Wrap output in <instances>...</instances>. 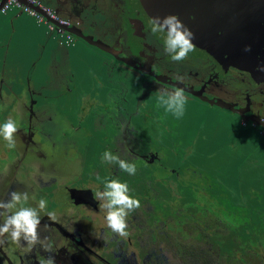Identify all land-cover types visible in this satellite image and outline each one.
Listing matches in <instances>:
<instances>
[{
    "label": "flooded vegetation",
    "instance_id": "1",
    "mask_svg": "<svg viewBox=\"0 0 264 264\" xmlns=\"http://www.w3.org/2000/svg\"><path fill=\"white\" fill-rule=\"evenodd\" d=\"M34 1L44 13L49 9L63 20L78 46L93 54L59 58L49 52L45 75L49 71L50 77L48 74L45 83L22 90L10 87L3 78L10 76L5 72L12 73L6 59L0 70V125L11 118L18 128L14 148L0 136V199H9L12 191H27L26 206L36 207L41 199L46 200L38 231L53 244L52 253L39 245L29 250L25 242L18 244L5 236L0 243V264H40L49 255L56 264H219L217 256L223 254L213 248L215 222L212 225L199 215L196 206L200 202L190 196L196 189L191 184L200 180L201 142L193 138L195 134L186 139L189 132L172 140L169 122L174 118L160 120L149 114L154 109L166 110L151 97L158 96L155 89L179 87L188 105L216 108L231 115L234 122L264 134V0ZM21 13L10 20L14 26ZM168 14H178L194 33L195 50L180 62L165 52L166 33L151 32V20ZM94 54L109 69L93 71L92 80H97L99 89L89 92L82 90L71 67L74 62L85 66L90 59L86 56ZM3 84L8 87L5 95ZM62 97H69L72 103ZM82 109L87 113L82 114ZM100 124L107 130L96 134ZM196 125L182 127L190 131ZM86 133L90 135L82 137ZM165 138L162 149L177 161L164 168L169 175L166 201L153 202L151 199L161 197L160 178L153 165L163 167V154L160 146L149 144ZM92 146L97 149H90ZM106 150L131 163L140 160L152 165L146 173L136 167V173L129 175L118 164L102 159ZM105 178L126 182L129 194L140 200L141 206L127 217L126 237L107 227L106 212L94 198L96 191L103 190ZM49 212L55 220L49 219ZM220 230L219 235L230 237L228 229ZM200 241L209 244L206 249Z\"/></svg>",
    "mask_w": 264,
    "mask_h": 264
},
{
    "label": "rangeland",
    "instance_id": "2",
    "mask_svg": "<svg viewBox=\"0 0 264 264\" xmlns=\"http://www.w3.org/2000/svg\"><path fill=\"white\" fill-rule=\"evenodd\" d=\"M19 11L20 8L15 5L10 6L5 13L0 11V35H4L2 37L5 38L7 37L6 44L0 47V49H4L0 52V60L2 62L0 70L4 66L10 34L12 29H15L14 24L10 20L14 19L13 17ZM19 18H24L26 23H23L22 26L26 29H28L29 25L33 24L35 34L39 36L38 44L33 50H38L40 54L46 52L44 49L49 45V47H52V53H57L59 58L93 54L92 50L82 49L81 45L78 46L79 42H76V40L72 39L71 42H68L67 32H63L62 34L56 31L50 33L46 19L39 21L36 15L26 10L22 11ZM5 27H9L10 34L2 32V28ZM47 41L49 45L46 44ZM13 49L14 45L11 47V53L7 56V60L14 61L15 55L12 53ZM86 57L90 59L88 60L89 63H85V66L74 62L71 68L76 70L77 79L79 82H82V90L92 92L93 89H99L97 80H92L94 77L93 71H99L103 67L104 70L109 68L95 54ZM15 58L20 61V64L21 60L24 59L21 56H16ZM50 58L51 56L45 55L40 61L39 55L36 58L37 61L31 60V62H28L23 76L20 73L16 76L13 73L5 72V75L10 76H4L3 78L6 81L15 83L14 89L16 90L17 88H21L20 90L25 89L30 78L37 80L39 86L41 83L46 82L48 74L50 77L51 72L49 71L46 73L47 76L45 75ZM35 64L37 65L36 68H34ZM95 84L97 86L94 88ZM7 90L8 87L3 84L2 94L5 95L4 92ZM153 91L159 97H150L154 99L153 101H160L162 90L155 89ZM62 98L66 103H72L69 97ZM188 102L186 101L184 113L179 118L166 110L160 111L154 109L149 114L160 120L168 118V116L174 118V121L169 122L172 140H177L179 133L184 134L183 132H189L188 135L184 134L186 139L195 134L196 136L193 138H197L201 142L199 143L200 162H198L201 167L198 169L200 172L197 171L200 180L191 184L196 186V189L190 191V196L191 198L197 197L200 202L196 206L199 215L206 217L207 221H210L212 225L213 221L215 222L216 227L212 228L216 233L213 242L215 247L213 248L214 250L218 249L222 251L223 254V256H217L219 264H226L225 258L233 262L228 264H262L264 261V134L251 125H243V123H239L238 121L234 122L231 115L226 113L221 114L216 108L200 103L188 105ZM142 111L146 112L145 109H142ZM80 112L86 114L87 110L82 109ZM2 121L4 122V117ZM194 123L197 125L195 129H191L190 131L182 127V124L192 125ZM106 130L107 128H103L102 124L97 126V128L95 127L96 134L100 132L105 133ZM88 135L90 134L86 133L82 137ZM152 144L160 146L161 153L163 154L161 158L163 167L160 164H155L153 167L159 175L160 182L157 187L160 189V196L164 199L159 197L151 200L153 202L155 200L166 201L165 198L168 197V194L164 192L168 189V186L165 183L168 181L169 175L167 172H164V168L174 165L177 160L176 158H169L167 152L162 149L166 145V138L164 141H154L149 145ZM90 149L95 151L97 147L92 146ZM135 165L143 174L148 172L147 168H150L152 163L146 164V162L139 160ZM177 182L176 179L174 183L175 187L178 185ZM154 190L158 191L157 189ZM178 195L176 198H178ZM171 197L174 199L173 195ZM186 212L189 213V210L186 209ZM192 224L197 226L193 221ZM222 228L228 229V235L232 238L219 235L222 232L220 230ZM189 231L187 229L186 233H189ZM174 235H176L175 232L173 233ZM171 240L173 241V238ZM198 243L200 246L204 245L205 249L209 245L204 241Z\"/></svg>",
    "mask_w": 264,
    "mask_h": 264
},
{
    "label": "clouds",
    "instance_id": "3",
    "mask_svg": "<svg viewBox=\"0 0 264 264\" xmlns=\"http://www.w3.org/2000/svg\"><path fill=\"white\" fill-rule=\"evenodd\" d=\"M151 32L153 34L166 33L165 52L175 62L183 61L190 52L195 50L194 33L179 19L178 14L153 18ZM186 100L184 90L179 87L172 90L164 89L160 96V104L177 118L183 115ZM17 131L16 122L11 118L0 125V136L7 141V146L10 149L16 146L14 134ZM102 159L106 163L118 164L119 168L129 175H134L137 171L135 163L122 159L111 151L106 150ZM129 193L130 189L126 182L107 178H105L103 190L94 193V198L99 202L101 210L106 212L107 227L121 237L128 235L126 231L128 215L141 206L140 200ZM28 201L29 193L27 191H12L9 194V199H0V217L3 218L0 223V243L4 241L5 236H9L15 243L25 242L29 250L39 245L45 252L52 253V241L48 237L41 238L38 231L41 224L40 213L45 210L47 201L41 199L36 207L26 206ZM47 215L50 220L56 219L54 213L49 212ZM40 264H56V261L54 256L49 255Z\"/></svg>",
    "mask_w": 264,
    "mask_h": 264
},
{
    "label": "crops",
    "instance_id": "4",
    "mask_svg": "<svg viewBox=\"0 0 264 264\" xmlns=\"http://www.w3.org/2000/svg\"><path fill=\"white\" fill-rule=\"evenodd\" d=\"M21 15V14H20ZM19 16H16L17 18H15L16 21V25L15 24V29H12V32L10 34L9 31V27H5L2 28V32H4L5 34L8 32V34H10V39L8 40L9 44L7 46V55L5 57V59L7 60V56L10 55L11 53V47L12 45H14V49H13V55L14 56V61L12 60H7V62H9V67L12 70V73L14 75L17 74H21L23 76L24 74V70L27 68V64L28 62H31V60L37 61L36 58L40 55V61L42 59L43 56H48L49 51H52V47H49L50 45L48 44V41L46 42L47 45H49L47 48H45L44 50L46 52L40 54V52L37 50H33V48L38 44V40H39V36L35 34L34 32V28H33V24L28 26V29L24 28V26H22L23 23H26L24 18H19ZM12 20V19H11ZM11 30V28H10ZM13 32H15V34L13 35ZM4 35H0V45L5 42V37H2ZM7 38V37H6ZM46 47V46H45ZM4 49H0V52H2ZM21 56V58L23 60H21V64L20 61L17 60L15 57ZM12 58V57H11ZM15 66H18L17 71L15 72ZM37 65H34V68H36ZM6 81V80H5ZM7 84L10 85V87L14 88L15 87V83H11L9 81H6ZM38 81L34 80L33 78L29 79V84L31 86H34L35 84H37Z\"/></svg>",
    "mask_w": 264,
    "mask_h": 264
},
{
    "label": "built area",
    "instance_id": "5",
    "mask_svg": "<svg viewBox=\"0 0 264 264\" xmlns=\"http://www.w3.org/2000/svg\"><path fill=\"white\" fill-rule=\"evenodd\" d=\"M27 1L35 4V6H38V3H36V1H34V0H27ZM13 5L20 8L21 11L26 10L29 13L36 15L38 17L39 21L46 19L44 17V15L39 13L36 9H34L33 7L31 8L30 6L21 3L20 0H7V3L2 8V11L5 12V10L7 8H9L10 6H13ZM45 14L48 16L49 19L53 20V22H52V21H49L46 19V23H48V28H49L50 33H53L56 31L57 33L62 34L63 32H66V30H65L66 23L63 20H58L57 17L53 14V12H51L49 9H45ZM54 22H57V24ZM67 39H68V42L72 41L71 34L68 32H67Z\"/></svg>",
    "mask_w": 264,
    "mask_h": 264
},
{
    "label": "water",
    "instance_id": "6",
    "mask_svg": "<svg viewBox=\"0 0 264 264\" xmlns=\"http://www.w3.org/2000/svg\"><path fill=\"white\" fill-rule=\"evenodd\" d=\"M5 2H7V0H0V11H1V7H2V5H3ZM32 7H33L34 9H38V12L41 13L42 15H44V17H45L47 20L53 22V20L49 19L48 16L43 12V10L39 9L37 6H32ZM54 23L57 24V22H54ZM65 30H66V32H68V33H70V34H74V32H72V31L70 30L69 27H65ZM81 37L84 38L85 40H87L89 43H91V44H93V45H96V46L102 47V46H100V44H99L98 42H95V41H93V40H90V39H88V38L85 37V36H81ZM170 83L173 84V85H175V86H178L177 83H175V82H170ZM191 93L194 94V92H191ZM212 104H216V105H219V106H221V107L229 108V106H225V105L219 104L218 102H212Z\"/></svg>",
    "mask_w": 264,
    "mask_h": 264
}]
</instances>
